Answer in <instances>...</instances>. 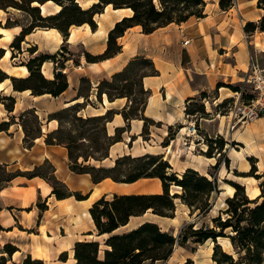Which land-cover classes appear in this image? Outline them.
Here are the masks:
<instances>
[{
  "label": "crops",
  "instance_id": "0c3cea01",
  "mask_svg": "<svg viewBox=\"0 0 264 264\" xmlns=\"http://www.w3.org/2000/svg\"><path fill=\"white\" fill-rule=\"evenodd\" d=\"M96 1L85 0L81 3L78 0L83 8ZM231 1L229 7L221 8L219 0H204L202 17L192 15L185 21L171 22L150 33H144L140 25L129 27L117 39L120 51L98 62H87L84 52L101 54L107 47L108 32L117 21L132 15L130 8H113L108 4L101 13L94 15L95 29H91L88 23L71 25L66 39L56 28H35L24 36L19 49L14 51L10 44L20 33L21 26L0 27V48L4 49V54L0 58V68L9 76L26 77L29 74L23 63H14L11 60L13 54L21 59L41 53L56 54L57 57L60 56V48L64 44L68 50L64 53L67 55L65 59L62 58L61 69L67 77L68 87L58 96L54 97L48 93L32 95L28 89L15 91L9 78L0 82V94L15 98L11 112L0 103V121H9L11 116H15L8 130L0 131V164L5 165L9 171H31L47 160L53 165L56 178L69 190L87 194L82 200H77L74 196L57 199L51 194V185L39 176L17 175L1 186L0 244L11 243L18 248L12 254L14 261L30 255L32 258L42 260L43 264H75L73 258L75 242L100 241L99 239H105L108 235L97 234L89 213V208L97 199L112 194L162 192L161 181L156 177L140 178L130 183L105 178L93 183L89 174L71 171L66 147L61 144H47L44 141L45 134L58 127V121L49 115L64 107L79 103L82 105L80 114L88 116L102 115L108 110L115 112L106 123V131L108 135H114L116 129L122 131L120 139L109 147L108 157L101 161L104 166H111L116 157L124 154L132 156L146 153L162 154L171 165L172 171L182 173L189 167L210 178L209 167L214 165L218 158L195 154V144L199 143L201 138L185 132L186 124L189 123L190 126L192 124L189 121L190 115L186 114V107L198 98H206V95L213 92L212 100L216 106L226 100L228 94L225 89L231 88L235 91L232 86L239 87L243 83L250 54H254L264 67V30L253 32L244 30L247 22H257L264 15V8L257 6V0ZM49 3L54 5L53 10L45 11L44 5ZM59 9L60 6L51 1L40 6L43 15L57 12ZM185 40L187 43H184ZM30 48L34 51L31 52ZM136 56L151 59L157 70L156 74H148L142 78L143 87L149 91L143 112L155 122L149 125L147 134L143 133L142 119L132 118L126 126V121L120 113L129 103L126 97L109 100L103 93L101 100H97L99 82L111 79L115 72L122 70L127 62ZM74 59L78 64L74 63ZM57 68L54 61L49 59L41 65V73L51 79ZM82 77L88 79V89L78 97ZM202 93L205 94L204 97H201ZM27 109L35 110L41 122L42 132L41 136L33 140L30 147H26L23 142L24 131L17 117ZM205 111L210 116L205 122L207 126L205 131L218 133L221 124L218 126L214 124L212 127L210 123L217 118L213 117L214 114L207 108ZM254 123L249 127L252 134L250 138L264 144V117ZM178 124L182 127L167 145H163L168 128ZM252 130H255V133H252ZM256 157V167L263 173L264 152L257 150ZM242 167L243 171H248L251 166L243 162ZM259 183L251 184L250 188L247 186L249 190L246 191L245 182H240L249 198L259 195ZM173 191L175 190L171 189V192ZM233 192V187L222 190L218 186L217 193L220 197L225 193L223 199L232 196ZM38 203L46 205V208L40 210ZM194 217L198 219L199 216L176 199L173 217L160 216L148 210L141 215L130 216L128 222L114 230V233H122L150 221L177 237L184 224H196ZM210 243L212 244L210 239L204 242L207 245ZM224 244L229 243L226 241ZM209 251L211 255V247ZM62 252L68 253L65 261L59 260ZM175 252L174 248L170 259ZM187 258L190 257L186 255L184 261Z\"/></svg>",
  "mask_w": 264,
  "mask_h": 264
},
{
  "label": "trees",
  "instance_id": "16d2710c",
  "mask_svg": "<svg viewBox=\"0 0 264 264\" xmlns=\"http://www.w3.org/2000/svg\"><path fill=\"white\" fill-rule=\"evenodd\" d=\"M51 1L60 6L57 12L43 15L40 6ZM231 0H219V6L226 8L231 5ZM111 4L113 8L127 7L132 10L131 16H126L117 21L113 28L108 32L107 47L97 55L84 52V58L87 62H98L110 58L120 51V45L117 42L124 31L134 25H140L144 33L153 32L159 27L166 26L171 22L180 23L188 17L203 16L204 0H97L89 7L83 8L78 0H0V9L7 11L9 8L19 10L28 17L26 24L16 20L6 19L0 27H11L20 25V33L15 36L10 44L12 51L19 49L20 43L24 36L35 28H56L64 37L67 38L69 27L71 25H80L88 23L91 29L96 28L94 15L101 13L104 6ZM257 6L264 8V0H257ZM246 32L255 30H264V15L257 22H247L244 25ZM60 53H67L66 45H62ZM30 51L34 49L30 48ZM4 54V49L0 48V58ZM15 55H11L14 57ZM56 54H38L30 56L23 63L29 72L26 77L9 76L0 68V82L9 78L12 88L15 91L30 90L32 95L48 93L52 96H58L68 87L67 77L64 73H55L53 78H46L41 73V65L46 60H56ZM65 59V57H64ZM78 64L77 60H74ZM59 65L63 67L62 60ZM157 73L151 59L136 56L131 58L126 66L115 72L111 79H103L97 85V100H101V95L105 93L109 100L116 97H126L128 104L121 110L126 126L132 118L143 120V133L147 134L149 125L155 122L144 115V106L149 91L143 87L142 78L145 75H154ZM86 84V87H84ZM140 96H134L136 89ZM88 89V79H80L78 97ZM237 91L239 87L232 86ZM205 94L202 93L201 97ZM5 101H8L7 103ZM15 98L11 95L0 94V103L4 108L11 112L13 110ZM221 105L218 104V107ZM82 108L79 103L64 107L49 115L50 118L58 121V127L45 134L44 141L47 144H61L67 149L69 168L75 173H86L90 175L93 183H98L105 178H110L115 182L130 183L140 178L156 177L162 184V192L156 194H112L111 196H102L97 199L89 208V213L94 222L98 235L108 234L104 239L105 248L102 250L97 240H83L75 242L73 246V257L75 264H159L168 260L176 242L183 245L189 237L196 243H204L210 239L215 242L211 253L210 264H264V182L259 183L260 193L255 198H249L245 188L240 183H232L235 188L233 195L225 199L227 208L225 212L229 214L225 220H220L219 216L212 218L215 222L214 227L200 226L195 228L193 223L186 225L185 230L181 231L177 237L167 231H163L158 224L145 221L137 227L122 233H114L118 227L125 225L130 216H137L150 210L152 213L173 217L175 212V200L178 198L181 203L185 204L191 211H198V214L207 213L211 209L209 199L213 193L218 192V186L214 178L200 174L193 168H186L182 173L172 171L168 160L162 154H143L132 156L124 154L114 159L111 166H104L101 161L108 157L109 147L120 139L122 129H116L114 135H108L106 123L115 113L108 110L102 115L81 116L78 112ZM187 115L196 113L207 114L204 105L201 102L194 101L186 107ZM33 116L34 124L31 126L26 119V115ZM69 116L71 122H77L74 131L66 129L63 124V118ZM18 121L24 131L23 142L26 147L33 144L36 137L42 135L41 122L35 114L34 109H27L18 116ZM15 116H11L9 121H0V131L8 130ZM102 126L105 141L99 143L96 133L90 135L97 125ZM176 126V125H175ZM174 126V127H175ZM85 127V128H84ZM177 125L175 131L168 128V134L162 144L174 137L176 131L181 128ZM196 130L198 129L195 123ZM79 129V130H77ZM92 139L95 146H89L91 151L86 154H75L80 149L76 144L77 139ZM207 144L203 154L207 157L212 156V140H205ZM215 140V139H214ZM216 142V141H214ZM222 142L215 146L216 149L222 148ZM79 157L82 161L79 162ZM88 158L94 159L99 164H85ZM219 164L217 160L213 167ZM47 165L49 170L43 172L44 166ZM3 171V177L0 179V187L9 182L17 175L34 177L39 176L45 179L52 187L51 194L57 199L68 196H74L77 200L87 197L78 191H71L68 187L54 175V167L49 161H45L40 166H35L31 171H9L5 165L0 164ZM256 165L251 163L248 172H242L243 176H250L255 172ZM264 173L256 175L260 178ZM172 185L176 189L171 193ZM38 208L44 210L46 205L38 203ZM219 228V230H216ZM231 228L232 233L226 234L224 229ZM224 236L229 238L232 247L238 253L235 258L232 253L226 252L217 242V238ZM18 248L11 243H5L0 246V264H16L12 260V254ZM67 253L62 252L59 259L66 260ZM22 264H43L40 259L32 258L26 255ZM182 264H193L190 258H187Z\"/></svg>",
  "mask_w": 264,
  "mask_h": 264
},
{
  "label": "rangeland",
  "instance_id": "374dc122",
  "mask_svg": "<svg viewBox=\"0 0 264 264\" xmlns=\"http://www.w3.org/2000/svg\"><path fill=\"white\" fill-rule=\"evenodd\" d=\"M85 0H79V2L84 3ZM53 4H45L44 5V9L45 11L48 10H53ZM54 13V12H53ZM9 18L10 21H18L20 23L26 24L28 21V17L27 15H25L22 12H16L13 9L9 8L7 11H0V22L1 24H4L6 19ZM66 53V52H65ZM67 55H65L64 53L60 54L61 58L66 57ZM28 57H25L24 59H21L19 56H14L11 58V60L14 63H20L21 61L25 62L27 61ZM56 59V58H55ZM75 60V59H74ZM55 61V60H54ZM61 61V60H60ZM58 70L61 71L62 67L58 64V66H55ZM57 70V71H58ZM243 85L240 84L239 86ZM84 87H86V84H84ZM136 89V87H134ZM249 90V88H248ZM225 92L227 95L226 100H223L221 102V105L218 107L215 105V102L212 100V96L214 94V92L212 94H208L206 95V98L200 99L198 98L196 101L197 102H203L205 109L207 108L208 110L211 111V114H214L213 117H216L217 119L213 122L210 123L213 127V125L215 124L216 126H218L219 124H221L220 126V131L218 133L216 132H212L211 133H207L205 131V128H207L206 123L208 121V119L210 118L209 115L207 114H201V113H196L192 116L189 117V121H191V125L195 126V123L197 124L198 129L195 131H190L189 130V123L186 124V128H185V132H191L196 138H201V141L199 143L195 144V154L197 155H201V156H206L204 155L203 151L206 150L207 148V144L205 143L206 141H204V138H206L207 140H212V146H213V150H212V156L211 157H215L218 158L217 160H219V164L216 167H213V165H211L209 167V176L210 178H214L216 180V183L218 184L219 187L222 188V190H227L228 187H233L232 183H240V182H245L246 184V191H248L252 185L251 184H255L256 182H264V175H261L260 178H256V175L261 174L260 171L257 169L256 167V171L251 173L250 176H243L242 172H248V171H243V167L242 164L243 162H247L250 164L251 163H255L256 165V152L257 150L260 152H264V144H262V142H260L259 140H255L253 138H250V135H252L250 132L251 130L249 129L250 126H252L253 123H248L243 125L241 128H239L238 130H234L231 131L230 129H228L227 126V122H228V118L225 117V113L227 111L228 105L234 100L235 98V91H232L231 88H227L225 89ZM134 96H140V94L137 93V89L136 92L134 94ZM6 103L8 101H5ZM189 106V105H187ZM216 111V112H215ZM78 115L81 116H87V115H83L80 114V111L78 112ZM26 119L28 120L29 125H33L34 124V120H33V116L30 114L26 115ZM71 118L69 116H66L63 118V124L66 126V129L69 127V129L71 130H75L76 128H79L77 126V122H71L70 120ZM85 128V127H84ZM211 128V127H209ZM177 129V125L175 127L172 128V131H175ZM79 130V129H77ZM252 133H255V130H252ZM75 132V131H74ZM177 132V131H176ZM94 133H96V135H98L99 138V143L101 144L102 142L105 141L104 138V131L102 130V126L100 124L97 125V127L91 131L90 135H94ZM176 135V133L174 134ZM205 139V140H206ZM215 139V140H214ZM216 141V142H214ZM222 142V148L221 149H216L215 146H218V144ZM77 145H80V149L75 151V154H86V152L91 151V149L89 148V146H95V143L92 139H77ZM88 149V151H87ZM207 157V156H206ZM79 162L82 161V157H79L78 159ZM85 164H99V162H96L94 159L92 158H88L87 161L84 162ZM216 164V162L214 163ZM49 170L48 166L45 165L43 168V172L47 173V171ZM264 173V172H263ZM3 171L0 168V179L3 177ZM173 190H175L176 188L174 187V185H172ZM233 189L235 190V188L233 187ZM179 190L180 189H176ZM172 193V192H171ZM225 195V193L220 197L219 193H213L209 199V202L213 203V206H211V210H208L209 212H205L204 216H201L200 214H198V211H194V214H198V219L195 218L194 221H196V224L194 225L197 227L200 226H206V227H214L215 226V222H213L211 217L212 215L219 216L220 220H225V218H227L229 216L228 213L225 212V209L227 208V203L225 201V199H223V196ZM111 196H108L107 198H110ZM220 197V199H219ZM178 199V198H177ZM189 224V223H188ZM187 224H184L182 226V229H180L182 232L183 230H185ZM195 227V228H197ZM179 230V231H180ZM216 230H219V228H216ZM178 231V232H179ZM180 231V232H181ZM177 232V233H178ZM224 233L229 234L232 233L231 228H226L223 230ZM176 233V236H177ZM99 243H100V248H101V252L100 255L102 254V250L105 248L103 241V239H99ZM228 242V245H225V242ZM217 242H220L221 248L229 253H232L234 255L235 258H237L239 255L238 253H236V250L232 247L229 238L224 237V236H220L217 238ZM215 242L212 241V244H202V243H196L194 242V239L189 237L188 240L183 244V245H179L178 242L175 243V246L173 247V249H176L175 254L172 256V258L160 262L159 264H182L184 262V258L185 256H189L190 259L192 260L193 264H210L213 263L211 260V255H210V251H209V247L212 248L213 250V246H214ZM0 246H2V244H0ZM67 253V252H66ZM68 254V253H67ZM60 256V255H59ZM68 256H66L67 259ZM25 258V257H24ZM16 259L14 262L16 264H22L23 259ZM74 258V257H73ZM60 260V259H59ZM62 261V260H61Z\"/></svg>",
  "mask_w": 264,
  "mask_h": 264
},
{
  "label": "built area",
  "instance_id": "2783aa9c",
  "mask_svg": "<svg viewBox=\"0 0 264 264\" xmlns=\"http://www.w3.org/2000/svg\"><path fill=\"white\" fill-rule=\"evenodd\" d=\"M184 43H187V40ZM60 60L62 58L57 55L54 66H58ZM242 82L243 85L235 91V98L225 113V117L228 118L227 126L231 131L264 117V67L254 54L249 55ZM189 130L195 131V126L191 125Z\"/></svg>",
  "mask_w": 264,
  "mask_h": 264
},
{
  "label": "water",
  "instance_id": "95a60500",
  "mask_svg": "<svg viewBox=\"0 0 264 264\" xmlns=\"http://www.w3.org/2000/svg\"><path fill=\"white\" fill-rule=\"evenodd\" d=\"M57 73H61V71H60V70H58V71H57Z\"/></svg>",
  "mask_w": 264,
  "mask_h": 264
}]
</instances>
